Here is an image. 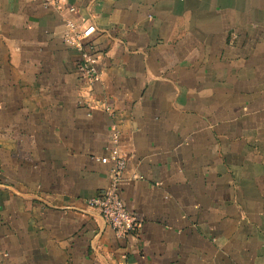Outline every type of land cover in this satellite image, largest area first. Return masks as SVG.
<instances>
[{
  "label": "crops",
  "instance_id": "crops-1",
  "mask_svg": "<svg viewBox=\"0 0 264 264\" xmlns=\"http://www.w3.org/2000/svg\"><path fill=\"white\" fill-rule=\"evenodd\" d=\"M66 4L0 0V264H264V0ZM113 130L126 239L86 205Z\"/></svg>",
  "mask_w": 264,
  "mask_h": 264
},
{
  "label": "built area",
  "instance_id": "built-area-1",
  "mask_svg": "<svg viewBox=\"0 0 264 264\" xmlns=\"http://www.w3.org/2000/svg\"><path fill=\"white\" fill-rule=\"evenodd\" d=\"M42 2L47 8L58 13H73L75 11L73 7L67 6L66 0H42ZM94 33L95 27L92 24L83 26L71 19L64 22L63 41L79 53L78 70L87 87H91L99 76L96 66L98 58L89 43ZM118 139V132L113 130L110 135L112 146L109 155L99 160L102 163L111 164L107 188L101 195L89 199L86 205L99 214L116 238L126 239L136 236L140 229V223L133 213L127 211L121 198L119 185L127 179L128 155L120 147ZM130 178L133 179L134 176Z\"/></svg>",
  "mask_w": 264,
  "mask_h": 264
}]
</instances>
